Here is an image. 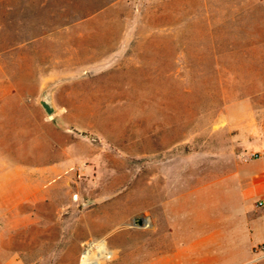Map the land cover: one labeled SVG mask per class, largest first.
<instances>
[{
	"label": "rangeland",
	"instance_id": "1",
	"mask_svg": "<svg viewBox=\"0 0 264 264\" xmlns=\"http://www.w3.org/2000/svg\"><path fill=\"white\" fill-rule=\"evenodd\" d=\"M66 78L54 264L90 244L93 264H164L161 204L223 175L250 114L264 125V0H0V96Z\"/></svg>",
	"mask_w": 264,
	"mask_h": 264
},
{
	"label": "crops",
	"instance_id": "2",
	"mask_svg": "<svg viewBox=\"0 0 264 264\" xmlns=\"http://www.w3.org/2000/svg\"><path fill=\"white\" fill-rule=\"evenodd\" d=\"M14 94L0 96V264H54L55 226L70 223V196L55 191L70 174V130L39 96ZM247 125L221 177L161 204L162 263L264 264V125L253 114Z\"/></svg>",
	"mask_w": 264,
	"mask_h": 264
},
{
	"label": "water",
	"instance_id": "3",
	"mask_svg": "<svg viewBox=\"0 0 264 264\" xmlns=\"http://www.w3.org/2000/svg\"><path fill=\"white\" fill-rule=\"evenodd\" d=\"M65 80H58L55 82H50L48 83L44 89L40 92L39 94V98H38V104L40 105V107L42 108L43 112L47 115V116H51L54 112V106L52 103V96L49 93V90L52 89L54 86L58 85L61 82H64ZM136 225L141 226L142 225V221L141 220H137L135 222Z\"/></svg>",
	"mask_w": 264,
	"mask_h": 264
},
{
	"label": "bare ground",
	"instance_id": "4",
	"mask_svg": "<svg viewBox=\"0 0 264 264\" xmlns=\"http://www.w3.org/2000/svg\"><path fill=\"white\" fill-rule=\"evenodd\" d=\"M95 246H98V244H90L89 246H88V248H87V250H85V252H83V257H82V259H81V261H82V263L81 264H89V263H87V258H89V256H90V252H91V250L93 249H95V257L93 258V263H96V259L100 256L99 255V253H98V251L100 250V249H96L95 248Z\"/></svg>",
	"mask_w": 264,
	"mask_h": 264
},
{
	"label": "built area",
	"instance_id": "5",
	"mask_svg": "<svg viewBox=\"0 0 264 264\" xmlns=\"http://www.w3.org/2000/svg\"><path fill=\"white\" fill-rule=\"evenodd\" d=\"M258 205H262V202H259ZM261 249L264 250V244L261 246ZM81 259H82V258H80V262H79V264L82 263ZM87 263H89V264H93V259L91 258V256H89V258H87Z\"/></svg>",
	"mask_w": 264,
	"mask_h": 264
}]
</instances>
